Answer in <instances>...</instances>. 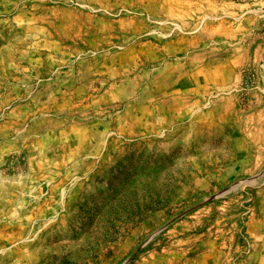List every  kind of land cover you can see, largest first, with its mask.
Wrapping results in <instances>:
<instances>
[{
  "label": "rangeland",
  "instance_id": "1",
  "mask_svg": "<svg viewBox=\"0 0 264 264\" xmlns=\"http://www.w3.org/2000/svg\"><path fill=\"white\" fill-rule=\"evenodd\" d=\"M246 3L264 0H0V125L36 102L87 122L0 149V264L59 238L91 264H264V9L248 29Z\"/></svg>",
  "mask_w": 264,
  "mask_h": 264
},
{
  "label": "crops",
  "instance_id": "2",
  "mask_svg": "<svg viewBox=\"0 0 264 264\" xmlns=\"http://www.w3.org/2000/svg\"><path fill=\"white\" fill-rule=\"evenodd\" d=\"M239 8H243V13L251 14L249 19L250 28H247L253 30V23L255 21L252 19V14L264 9V5L259 7L255 3H246L243 7L240 6ZM23 105V103L12 104L6 118L0 125L3 126V129L0 128L2 131V135H0V149L7 153L17 152L21 150L22 147L25 149L24 142L27 137L26 133L21 129L18 130L17 127L22 128L26 125L30 126L28 130L29 138L32 142H37V145L29 147L30 150L41 147L39 142L41 137L47 132L45 130L46 126L70 127L69 133L73 131H76L77 134L86 133L85 127L87 126V122L86 120H79L80 117L78 114L80 111L75 108V105L72 106V111L70 112L69 109L63 107V105L58 104V107L55 105V107L51 108L50 106L36 102V104L29 109L30 114L28 115L24 114L25 106ZM212 125L216 126L215 122H213ZM59 132L65 134V128L60 129ZM15 215L18 216L19 214ZM12 216L13 214L10 215V218ZM7 217L8 215L3 216L5 221H7ZM42 232L43 237H47L51 230L46 229ZM58 243V246L44 243L31 247L27 252L28 264H91L87 262L86 257L82 258L80 256V253L84 250L83 247L76 246L75 243L71 244L70 241H66L62 238H59Z\"/></svg>",
  "mask_w": 264,
  "mask_h": 264
}]
</instances>
